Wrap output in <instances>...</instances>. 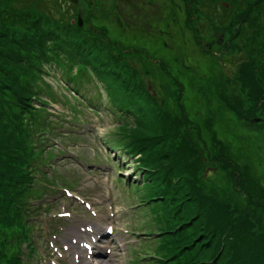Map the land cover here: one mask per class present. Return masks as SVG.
Returning <instances> with one entry per match:
<instances>
[{"label":"rangeland","instance_id":"obj_1","mask_svg":"<svg viewBox=\"0 0 264 264\" xmlns=\"http://www.w3.org/2000/svg\"><path fill=\"white\" fill-rule=\"evenodd\" d=\"M218 1H47L54 18L0 0L3 51L11 39L15 53L66 54L40 79L47 112L36 131L58 128L38 135L48 138L49 164L30 199L35 264H82L88 226L116 234V255L103 264H160L150 250L162 242L174 264H264V105L247 119L241 112L259 105L254 81L264 87V0H239L246 14L238 0ZM222 4L233 12L228 27L208 15ZM79 16L82 25L72 24ZM17 68L21 79L32 74ZM129 96L136 106L123 103ZM140 167L156 178H142ZM157 184L171 197L163 203ZM205 212L219 223L200 238L211 223ZM173 214L182 240L166 228Z\"/></svg>","mask_w":264,"mask_h":264},{"label":"trees","instance_id":"obj_2","mask_svg":"<svg viewBox=\"0 0 264 264\" xmlns=\"http://www.w3.org/2000/svg\"><path fill=\"white\" fill-rule=\"evenodd\" d=\"M47 1L52 0H13L11 7L13 10H17L27 9L33 5H37L38 9L45 15H50L55 18L56 14L54 13V9L46 8ZM215 2L219 1L215 0ZM240 2L241 1L238 0V4H240ZM214 9L215 8L212 7V12L208 13L213 23L220 27H228L233 14V12L230 11V7L226 4H222L221 12H215ZM237 9H241L240 13L243 14L248 12L246 6L243 4L237 5ZM64 12L65 11L61 12V15ZM2 32L3 31L0 30V37L3 36ZM7 43L9 44V47L6 46L8 51L5 52L0 47V264H21L23 263L21 259L22 254L29 240L28 226L26 223L28 217L27 209L24 211L20 210L19 200L21 196L18 193L20 188L19 179L21 178L22 172L21 164L31 157V150L28 141L30 139H27L24 133L19 129L20 122L25 120L24 115H27L26 113L30 114L34 112V99L32 96L39 94V90L42 86L40 79L47 73L45 68H52L53 64L56 63L55 60L60 59L62 55L66 56V54L64 48L58 49V51L55 52L49 47H47V49L44 48V50L39 53H37L38 50H27L26 48H20L22 52L15 53L14 50L17 49L16 42L10 39L7 40ZM49 61L53 64L49 63ZM22 63H25L28 67L27 70L32 73L30 76L23 79L19 78V71L21 68H17V66ZM254 87L258 91L257 94L260 96V101L259 105L255 104L241 111L246 119L249 118L250 115H254L258 112L264 105V87L258 85L256 81H254ZM126 98L123 100L125 105L133 107V103V105L136 106L133 97L129 96ZM263 109L264 108H262L261 112H263ZM144 113L145 108L143 105L137 107V115H135L136 120L138 121ZM22 129H24V127ZM137 150L140 151L139 148ZM154 166L157 172L156 176L160 177L158 181L161 183L165 182L164 179H162L163 173L160 171V168L157 165ZM149 169L153 168L149 167ZM140 170L144 173L145 178L151 180L156 178L152 175L151 171L145 170L144 167H140ZM167 179L170 180V178ZM165 186H168V184L166 183ZM156 187L158 189L157 192H159L158 197L160 198L161 196L160 202L163 203V201L168 198L161 186L157 184ZM155 198L156 197H152L147 200H153ZM174 205L177 206L178 204L174 203ZM202 206L199 208L200 211H197L196 218L203 215L204 209ZM207 213L205 212V220L210 222L212 220L215 222L216 219L212 217L213 214L210 215V219ZM192 216L190 221L195 218V215ZM165 221L168 223V220L165 219ZM213 222L203 226L197 236L200 238L207 237L208 235L205 236L201 234L204 229L212 228L213 230L216 228V224L219 222H215L216 224ZM183 223L184 222L178 223L175 228ZM180 230L182 233L180 239L182 240L184 239L182 227ZM195 240L196 236L193 239L186 238L181 249L189 250L188 246H194ZM200 261H202L201 264H210V262L204 260Z\"/></svg>","mask_w":264,"mask_h":264},{"label":"bare ground","instance_id":"obj_3","mask_svg":"<svg viewBox=\"0 0 264 264\" xmlns=\"http://www.w3.org/2000/svg\"><path fill=\"white\" fill-rule=\"evenodd\" d=\"M86 264H102L100 263L99 261H96V260H89V261H85Z\"/></svg>","mask_w":264,"mask_h":264},{"label":"water","instance_id":"obj_4","mask_svg":"<svg viewBox=\"0 0 264 264\" xmlns=\"http://www.w3.org/2000/svg\"><path fill=\"white\" fill-rule=\"evenodd\" d=\"M74 2H77V0H73ZM72 22L74 23L75 22V19L72 20ZM79 22L82 24V19L81 17L79 18Z\"/></svg>","mask_w":264,"mask_h":264}]
</instances>
